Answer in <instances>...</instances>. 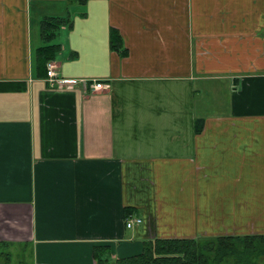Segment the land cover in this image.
I'll use <instances>...</instances> for the list:
<instances>
[{
  "label": "crops",
  "instance_id": "1",
  "mask_svg": "<svg viewBox=\"0 0 264 264\" xmlns=\"http://www.w3.org/2000/svg\"><path fill=\"white\" fill-rule=\"evenodd\" d=\"M63 16L52 62L87 85L38 65L41 21ZM263 227L264 0H0L10 264H112L154 238Z\"/></svg>",
  "mask_w": 264,
  "mask_h": 264
},
{
  "label": "trees",
  "instance_id": "2",
  "mask_svg": "<svg viewBox=\"0 0 264 264\" xmlns=\"http://www.w3.org/2000/svg\"><path fill=\"white\" fill-rule=\"evenodd\" d=\"M70 22V19L64 16L47 17L41 21L43 45L38 48L36 56L39 67L44 68L46 75L47 63L55 60L56 54L61 49V45L53 41L62 26L69 25ZM121 39L116 30H111L110 46L115 52H121ZM200 128L198 132L201 131ZM238 241L246 245L242 253L234 248V243ZM252 241L264 243V237H203L175 240L154 238L143 242V251L139 255L118 259L112 264H227L226 260L230 257L235 258L234 264H257L258 257L264 254V248L247 247L251 246ZM0 256L5 257L4 264H10V255L2 248H0ZM98 264L110 263L99 259Z\"/></svg>",
  "mask_w": 264,
  "mask_h": 264
},
{
  "label": "built area",
  "instance_id": "3",
  "mask_svg": "<svg viewBox=\"0 0 264 264\" xmlns=\"http://www.w3.org/2000/svg\"><path fill=\"white\" fill-rule=\"evenodd\" d=\"M47 70V75H46V82H48L51 85L54 86H60V87H64V88H73L74 86L78 85L79 83L81 84H86L87 82L84 80H76V79H69V78H64L62 77L58 72H57V68L56 65L50 61L47 63V66L45 67ZM108 86L102 82V81H98L97 80L95 82H93V84H91V89L93 88L94 90H100V89H106ZM142 223V219L139 218H130L129 220H127L126 222V226L128 228H131L132 226Z\"/></svg>",
  "mask_w": 264,
  "mask_h": 264
},
{
  "label": "rangeland",
  "instance_id": "4",
  "mask_svg": "<svg viewBox=\"0 0 264 264\" xmlns=\"http://www.w3.org/2000/svg\"><path fill=\"white\" fill-rule=\"evenodd\" d=\"M254 232H256V231H254ZM244 236L245 237H257V236H263L264 237V227H263L262 232H257V233L251 234V235H244ZM244 236H235V237H244ZM219 237H225L226 238V236H219ZM197 238H203V237L200 236ZM245 247H246V245L244 243H240L239 241L234 243V248H237L238 252L244 251ZM247 247H251V249L252 248L260 249V248H264V243H261L260 241H252L251 246L249 245ZM14 254H15L14 259H18L19 258L18 253L14 252ZM26 258H28V254L26 255ZM4 261H5V257L0 256V264H4L5 263ZM226 262H227V264H234L235 258L234 257L227 258ZM257 262H258L257 264H264V254L261 255L260 257H258Z\"/></svg>",
  "mask_w": 264,
  "mask_h": 264
}]
</instances>
